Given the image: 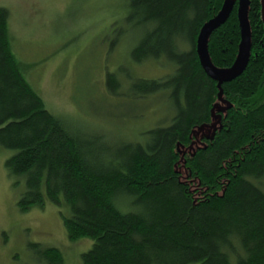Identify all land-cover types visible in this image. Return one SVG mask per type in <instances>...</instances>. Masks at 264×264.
Masks as SVG:
<instances>
[{"label":"trees","instance_id":"obj_1","mask_svg":"<svg viewBox=\"0 0 264 264\" xmlns=\"http://www.w3.org/2000/svg\"><path fill=\"white\" fill-rule=\"evenodd\" d=\"M225 1L128 0L125 22L138 38L131 62L161 61L171 71L128 75L124 87L106 72L107 91L135 101L164 94L172 116L140 140L111 145L46 109L20 71L0 6V146L13 151L4 166L23 179L21 212L46 199L70 241H92L82 264H264V26L260 0H248L243 56L239 0L216 21ZM209 23L205 47L218 78L197 47ZM212 113L218 124L188 151ZM41 248L46 264H63L58 249Z\"/></svg>","mask_w":264,"mask_h":264},{"label":"rangeland","instance_id":"obj_2","mask_svg":"<svg viewBox=\"0 0 264 264\" xmlns=\"http://www.w3.org/2000/svg\"><path fill=\"white\" fill-rule=\"evenodd\" d=\"M239 4L240 51L245 56L248 0ZM0 6L9 13V43L24 79L71 131L111 145L140 140L146 130L170 121L172 110L164 94L135 101L107 91L106 72H116L124 87L128 75L155 79L171 71L161 61L131 62L130 50L138 38L125 22L128 0H0ZM218 107L224 108L225 102L218 100ZM217 124L212 113L209 125L195 129L187 150ZM12 153L0 146V264H46L41 247L58 249L63 264H82L81 255L92 241H70L55 205L45 199L42 206L19 210L23 179L9 178L4 166ZM179 171L186 175L182 167Z\"/></svg>","mask_w":264,"mask_h":264},{"label":"water","instance_id":"obj_3","mask_svg":"<svg viewBox=\"0 0 264 264\" xmlns=\"http://www.w3.org/2000/svg\"><path fill=\"white\" fill-rule=\"evenodd\" d=\"M232 3H233L232 0H226L225 1L222 9L220 10L219 14L216 17L217 23H220L224 20L226 15L229 13V10L231 8ZM260 6H261V11H260L261 12V20H262V23L264 26V0H260ZM244 16H245V12H244ZM242 18L243 17L241 16V24H242ZM246 23H247V21H246ZM211 27H212V23H209L203 28V30L200 34L199 40H198V46L197 47H198V53H199V56H200V59H201V62L204 66L205 71L208 73V75H210L214 78H218V74L215 72V69H214L213 65L211 64V62L208 58V54H207L206 47H205V38H206V35H207V33ZM242 41H243V39H242ZM242 58L243 57L240 54L238 56V59H237V64H240V62L242 61ZM231 75H233V74L228 73L225 76V79H229L231 77Z\"/></svg>","mask_w":264,"mask_h":264}]
</instances>
